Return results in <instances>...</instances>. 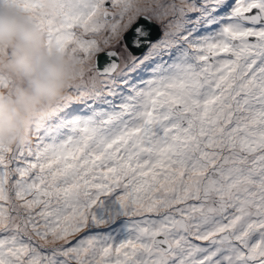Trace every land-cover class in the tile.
Returning a JSON list of instances; mask_svg holds the SVG:
<instances>
[{"label":"snow or ice","instance_id":"obj_1","mask_svg":"<svg viewBox=\"0 0 264 264\" xmlns=\"http://www.w3.org/2000/svg\"><path fill=\"white\" fill-rule=\"evenodd\" d=\"M11 2L72 76L0 144V264H264V0Z\"/></svg>","mask_w":264,"mask_h":264},{"label":"clouds","instance_id":"obj_2","mask_svg":"<svg viewBox=\"0 0 264 264\" xmlns=\"http://www.w3.org/2000/svg\"><path fill=\"white\" fill-rule=\"evenodd\" d=\"M71 76L69 57L50 54L27 16L0 0V144L25 142L34 119L62 97Z\"/></svg>","mask_w":264,"mask_h":264},{"label":"water","instance_id":"obj_3","mask_svg":"<svg viewBox=\"0 0 264 264\" xmlns=\"http://www.w3.org/2000/svg\"><path fill=\"white\" fill-rule=\"evenodd\" d=\"M103 61H104V57H101V63H103Z\"/></svg>","mask_w":264,"mask_h":264}]
</instances>
